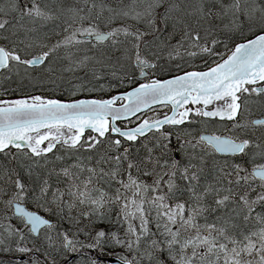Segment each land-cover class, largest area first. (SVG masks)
I'll return each mask as SVG.
<instances>
[{
	"label": "snow or ice",
	"instance_id": "1",
	"mask_svg": "<svg viewBox=\"0 0 264 264\" xmlns=\"http://www.w3.org/2000/svg\"><path fill=\"white\" fill-rule=\"evenodd\" d=\"M0 5H4L0 6V37L10 44V49L0 46V70L9 72L20 65L45 64L61 48L83 46L94 55L76 61L69 51L65 57L69 65L63 70L75 72L87 62L93 65V78L99 79L105 69L115 77L124 67V46L131 38L135 63L145 75V69L154 67L140 54L141 45L151 47L148 37L165 44L169 58L182 56L181 49L189 57H212L218 55L214 46L221 43L222 33L258 29L253 39L236 44L227 59L221 58L208 71L142 83L110 99L61 102L35 96L0 101L8 105L0 106V154H10L7 162L0 163V211L5 213L0 221L13 218L7 213L21 221L20 227L0 223V264H5V254L39 251L34 241L33 248L27 243L42 227L48 245L64 256L65 264H69L68 253L79 257L76 264H111L106 257L116 247L132 256L117 254L120 264H264V163L255 162L264 161V134L246 139L201 136L196 142L177 138L175 149L170 134L153 137L151 146L147 135L164 125L183 124L192 110L179 108L189 101L204 106L196 110L199 116L235 121L242 105L247 110L249 97H264L260 83L264 82V3L0 0ZM128 20L135 22L132 27ZM115 21L123 22L122 26L112 27ZM102 25L106 30H101ZM164 33L168 37L161 41ZM54 35L63 38L45 43ZM175 35L180 40L169 44ZM81 36L95 41V47ZM34 48L47 51L22 58V53ZM124 100L128 103L115 107ZM216 101L222 104L205 110ZM155 103H171L173 114L145 119L134 128L117 126V121ZM236 126L241 131L264 126V119L243 126L237 121ZM86 129L97 135L82 139ZM45 141L47 147L41 148ZM57 144L66 146L68 157H74L59 169L49 167L54 161L47 156ZM11 148L19 154L11 153ZM216 153L250 155L253 166L249 170L243 163L216 158ZM28 199L53 208L57 223L22 207ZM61 222L70 227L62 229ZM19 264L37 262L21 259Z\"/></svg>",
	"mask_w": 264,
	"mask_h": 264
},
{
	"label": "rangeland",
	"instance_id": "2",
	"mask_svg": "<svg viewBox=\"0 0 264 264\" xmlns=\"http://www.w3.org/2000/svg\"><path fill=\"white\" fill-rule=\"evenodd\" d=\"M114 27H118L119 22L115 21L113 22ZM127 25L130 26L131 22L128 20L127 21ZM258 32V31H257ZM63 38V37H62ZM61 38V39H62ZM79 39H81L79 37ZM83 40V39H81ZM131 40V39H130ZM180 40V38H175L173 40H168V43L171 45H175L177 43V41ZM132 41V40H131ZM45 43H47V41H45ZM95 43H92L93 47H95ZM107 43V42H105ZM132 44V43H131ZM0 46H3L2 44H0ZM133 49V48H132ZM143 46L140 49V53L144 51ZM70 50H77V49H72L70 47ZM167 50H169L167 48ZM78 51V50H77ZM84 52H89L88 47H86L85 50H83ZM132 56L131 58L134 59L135 58V51L134 49L132 50ZM181 54L182 56H177L175 54H173L174 56L169 58L168 52L167 54H165L166 57V63H162L160 66L157 67L156 72L160 73L163 72L164 76H158V78H163L165 77V75L168 73L170 65H174V64H170V62L174 59V58H179V59H187V61H193V63L197 64V65H204L202 64L204 62V60H206V58H215L217 57L219 54H221L222 51H220L218 53V55L216 56H212L209 57L208 55H203V56H195V57H189L187 55H183L184 50L181 49ZM90 53H94V52H90ZM39 55V54H37ZM149 60V59H147ZM62 67L66 68V65H62ZM49 70L54 68V69H59L60 67L56 66H51V65H47L44 67H39V68H34V69H29L26 66H23L22 71L27 73L28 76H32L33 78L26 81V82H21L19 83V85H14L13 82H10L8 80H12V74H14L15 70L17 69L16 67H13V70L11 72H9L8 70H3L0 72V99H4L7 101H15V100H19V99H30L31 97H35L36 96V92L38 90H43V89H47L50 90L52 88L55 89V93H61V92H67L68 94L66 95L68 98H72L75 99L77 96H82V95H88V94H97L100 93L98 96L99 98H104V89H105V82H101V78L99 79H95L93 78V80H91L90 82L87 81H77V79L75 78V74H73L70 71H66L68 72V74L63 73L62 74V79L65 78V81L63 82H58L55 78V80L58 82V84H55L54 82H50L49 78L45 79L42 77L41 73L42 72H46V70ZM64 68V69H65ZM131 69L128 70V73H132L134 75H136L138 73V69L134 68L132 65L130 67ZM91 70L92 67H90ZM155 69V68H154ZM154 69H151L149 72L151 73V76L156 77L155 76V72L153 71ZM29 70V71H28ZM61 73V69L58 70ZM53 76V75H52ZM84 75L81 74V77H83ZM112 76V75H111ZM42 78V79H41ZM59 78V77H58ZM60 79V78H59ZM43 82H40L42 81ZM72 82V83H71ZM25 83V84H24ZM17 84V82H16ZM37 84V85H36ZM40 84V85H38ZM64 84V85H63ZM53 86V87H51ZM34 89V90H33ZM54 91V90H53ZM254 96V95H253ZM222 104L221 101L216 102L215 105L211 106V109H214L217 105ZM208 109H210V107H208ZM169 109H166V107L164 106H159L156 107L148 112H146L142 117L143 119H145V117H156L161 113H164L165 111H168ZM169 112H165L164 115L168 114ZM264 117V97H256L254 96L252 99H249V104H248V108L247 110H245L244 108L241 109V111L237 114L235 121H240L241 124L240 125H250L251 121H253L255 118H262ZM216 118V117H215ZM220 123L221 126H218L216 129L210 131L212 133L215 134H219V133H224V130H230V127L232 128V130L229 132L230 137H239L240 139H244L245 135H241L238 132H236L237 130L239 132H241V130L238 127H235V121H230L227 119H220V118H216ZM198 122H209V119L207 117H202V116H197V117H193V116H189L185 119V122L183 124H180L178 126H173V127H169L166 128L164 131L161 132H157L154 134H149V142L152 141V137H160L161 133L168 135L170 134V136L175 137L176 139L179 138V140L183 141V140H190L193 142H196L199 140V135L201 133L200 129L203 128L201 127V123ZM203 125V124H202ZM128 126H132V124L129 123ZM233 128H236L235 131L233 132ZM245 130H247L251 136H248L249 138L253 137H257L261 136L262 134H264V126H256L255 128L249 126L247 128H245ZM143 138V137H142ZM82 139H87L82 138ZM178 142V141H177ZM48 142L46 143L47 146ZM56 150V151H55ZM54 151L56 152V155H50L48 156V158L52 161H54V164L49 165V167H53L55 166L57 169H59L60 166H62L65 162L67 163H71L73 162V158H69L67 155V151H66V146H58ZM136 150V147H133V151ZM208 151H210V149L208 148ZM14 154H19L18 152H15ZM83 154H87V152L83 153ZM56 156H62L65 159L64 160H60L57 161L55 160ZM242 156V155H241ZM3 159L8 158L5 162H7L10 159V154H5L3 156H1ZM248 157V159L246 160V163L249 166H253V161H252V157L249 156H242L241 158H245ZM2 162V163H5ZM256 163H264V161L257 159L255 161ZM27 182V181H26ZM149 195H151V193H149ZM26 206H28L29 208H34V209H53L51 207L48 206H40L38 205L34 200L28 199L26 201L23 202ZM41 214L44 215V213L42 211H39ZM5 215L4 212L0 211V216ZM7 215L12 216L13 218L9 221V220H3L0 221V223H3L5 225H8L9 223H11L12 225L16 226V227H20L21 226V221L14 217L12 215V213H7ZM70 226L68 225H64L62 226V229H68ZM44 230H42V232L40 233V235L37 238H29V241L27 243V246L29 248H33V241L35 242V245L37 248H39V251L37 255H40V257L43 259V261L45 263L48 262V260L51 259H55L56 260V264H61L62 262H60V260L62 258H64L63 255H58L56 253H54L51 249V247L48 245L44 235ZM121 234H123V230H121ZM79 239H83V237H79ZM112 251H122V252H126L127 254H129L125 249L123 248H119L116 247L114 249H112ZM32 252H29V255ZM50 254V255H49ZM70 253H68L69 255ZM62 257V258H60ZM34 258H38L34 257ZM79 260V257L75 258L74 260H72L71 262H69V264H76V261ZM42 262V264H45ZM6 264H8V262H6ZM12 264H19V261H12Z\"/></svg>",
	"mask_w": 264,
	"mask_h": 264
},
{
	"label": "trees",
	"instance_id": "3",
	"mask_svg": "<svg viewBox=\"0 0 264 264\" xmlns=\"http://www.w3.org/2000/svg\"><path fill=\"white\" fill-rule=\"evenodd\" d=\"M7 2V0H5V3ZM107 3H110V4H113L114 3V0H106ZM128 0H125V3H127ZM258 2H261V3H264V0H258ZM0 6H4V5H0ZM131 22V25L129 27H132L134 25V21L132 20H129ZM119 22V26H122V23L121 21H117ZM227 22V21H225ZM136 27H140L141 29H143V25H135ZM50 27V25H49ZM112 27H114V25L112 24ZM48 29L45 28L44 31H47ZM101 30H106L104 28V26L102 25L101 26ZM169 31H171V29H169ZM258 29L253 27L252 31L250 32L248 30L247 27H245L243 29V33H240V32H232V33H229V34H224L222 33L220 35V37H218L219 39H221V43L217 44L214 46V51L217 53H219L220 51L221 54H219L217 57L215 58H206V60H204V62L202 64L204 65H197L195 63H193V61H187V59H179V58H174L170 64H174V65H170V68H169V71L168 73L165 75V77L167 76H171V75H175V74H178V73H182V72H185V71H188L192 68H201V67H206V66H209L211 64H213L214 62H216L217 60H219L221 57H223L228 51L229 49H231L237 42H240V41H243L245 39H248L250 37L253 36L252 33L257 32ZM4 35H7V33H5ZM168 37V33H164V35L160 38L161 41H163L165 38ZM62 36H52L50 40L47 41V44L51 45V44H54L56 43L57 40L61 39ZM81 38V37H80ZM177 39V38H180L179 35H175V36H172L170 39L168 40H173V39ZM83 39V38H81ZM131 39V38H130ZM129 39V42L124 46V48L127 50L126 51V54L122 57V63L124 65L123 69L120 70L118 73H117V76H111V73L108 72L106 69L105 70H102V75H101V82H105V89H104V96L103 97H106V96H109L111 94H114L116 92H119V91H123V90H127L128 88H131L132 86L136 85L137 84V79H136V75L132 74L131 72L128 73V70L131 69V65L136 68L133 64V59L131 58L132 56V41ZM85 40V39H83ZM148 40L151 44V47L150 48H147V49H144L143 52H141V56L142 58L144 59H149L150 61H152L155 65L152 69H154L153 71L155 72V76L158 77V76H164L163 75V72H156V69L158 66H160L162 63H166V57H165V54H167V52H169V50H167V47L165 46V44L163 43H159V42H152V39L151 37H148ZM91 43H94L95 41H91L89 40ZM157 43H159V47H157ZM0 44H2L4 47H10V44H9V41L6 40V39H3L2 37H0ZM143 45H141L142 47ZM72 48V47H71ZM72 49H77V48H72ZM86 47H81L78 51L77 50H70L69 49H64V48H61L58 52V56H54V57H50L49 60H47L45 62V65H43L42 67L44 66H47V65H51V66H56L57 67H60L59 69H61V73L58 71L59 69H54L52 68L51 70H46V72H42L41 75L43 78L47 79L49 78V81L50 82H54L55 84H58V82H63L65 81V78L62 79V74L63 73H67L68 72H65L62 67V65H66L68 66L69 65V59L65 58L67 53L70 51L73 55L71 57L72 60H80V59H83L85 56H93L94 53H90L89 52H84L83 50H85ZM42 51H47V48H34V49H31L30 50V54H21L23 57H28L30 55H33V54H37V53H41ZM117 55H120V53H117ZM174 56V55H173ZM172 56V57H173ZM90 67H92L93 69V65L91 63H87L85 64V66L83 67H77L75 69V72L73 74H75V78L77 79V81H87V82H90L91 80H93V76H92V70L90 69ZM22 66H17V69L15 70L14 74H12V80H8L10 82H13L14 85H19V83L21 82H26L30 79H32L33 77L32 76H28L27 73L23 72L22 71ZM96 69L97 71H101L99 69V66L97 65L96 66ZM137 69V68H136ZM29 71V70H28ZM81 74H83L84 76L81 77ZM53 75V76H52ZM64 75V74H63ZM89 75V76H88ZM88 76V77H87ZM154 76V74H153ZM60 79H59V78ZM58 81H56L55 80ZM42 79V78H41ZM17 82V84H16ZM19 82V83H18ZM40 82H43L40 81ZM27 83V82H26ZM25 84V83H24ZM115 84V85H114ZM117 84V85H116ZM37 85V84H36ZM40 85V84H38ZM64 85V84H63ZM53 87V86H51ZM54 90V91H53ZM36 92V96H40L44 99H52V98H57V99H61V100H70L72 98H68L66 95L68 94L67 92H61V93H55V89L52 88L50 90H47V89H43V90H38V91H35ZM100 93H97V94H88V95H82V96H77L76 98H83V97H95V98H99V95ZM89 136H94V135H89ZM89 136H86V138H88ZM84 137V138H85ZM153 138V137H152ZM170 139H171V147L173 149L176 148L177 146V139L173 136H170ZM144 138H141V141H143ZM155 140L152 139V141L149 142L150 146H151V143H154ZM140 146V141L137 142V144L134 146L136 148H138ZM135 152V151H134ZM211 154V153H210ZM84 155H87V154H84ZM178 158V157H177ZM8 158L6 159H3L2 157H0V163L2 162H5ZM239 163H243L245 164L246 167L251 168V166H249L247 163H246V160H243V161H239ZM53 186H56V177L53 176L52 177V180H51ZM148 182L150 183L151 180L149 179ZM61 187H63V185H60ZM37 211H42L44 213V215L48 216L49 218L52 219V223L55 224L57 223V220H58V215L54 214V209H35ZM138 223V222H136ZM62 226L63 224L64 225H68L70 226L68 223L66 222H61ZM123 230V229H121ZM113 252V255H126L128 256L129 259L132 258L131 254H127L126 252H122V251H112ZM20 253H10V254H5L2 258L5 260V264L8 260H12L11 257H15L16 255H18ZM40 255H38V258H36V262L37 264H42L40 258H39ZM28 257H29V254H28ZM62 258V257H60ZM8 259V260H7ZM42 259V258H41ZM43 260V259H42ZM12 261H16L15 259L12 260ZM64 261V258H62L60 260V262Z\"/></svg>",
	"mask_w": 264,
	"mask_h": 264
},
{
	"label": "flooded vegetation",
	"instance_id": "4",
	"mask_svg": "<svg viewBox=\"0 0 264 264\" xmlns=\"http://www.w3.org/2000/svg\"><path fill=\"white\" fill-rule=\"evenodd\" d=\"M20 66H22L23 67V65H20ZM31 68V67H30ZM1 71H3V70H0V72ZM261 84H264V82H260ZM259 86V85H258ZM249 87H251V86H249ZM254 96H251V97H249V99H252ZM0 101H7V100H4V99H0ZM216 102H219V101H216ZM216 102H214V104H212V105H209L208 107H210V109H205V110H212L211 108V106H213V105H215V103ZM204 106L202 105V104H196V105H194V104H192L191 102H189L186 106H185V108L184 109H191L192 111L190 112V115L191 116H193V117H197V116H199V115H197L196 114V110L197 109H201V108H203ZM244 108V107H243ZM183 109V108H182ZM182 109H179V111H181L182 112ZM164 113H161V114H159L158 116H161V115H163ZM216 118H219V117H216ZM215 117H213L211 120H209V122H202L201 124H203L204 126H209V127H218V126H221V123L216 119ZM232 122V121H231ZM235 127H237L236 125H235ZM234 130H233V132L235 131V129L236 128H233ZM232 130V128L230 127V130H227V129H225L224 130V133H219L218 135H226V134H229V132ZM229 131V132H228ZM236 132H238L239 134H241V135H245V136H247V137H245L244 139H246V138H249L248 136H251V134L247 131V130H243V131H241V132H239L238 130L236 131ZM245 133V134H244ZM227 136H229V135H227ZM230 137V136H229ZM253 137V136H252ZM44 145V143L43 144H41L40 145V147L42 148V146ZM16 150L15 148H11V150ZM17 151V150H16ZM239 155H237V156H230V155H228V156H221V158L223 159V158H227V159H229V160H234V159H236V157H238Z\"/></svg>",
	"mask_w": 264,
	"mask_h": 264
},
{
	"label": "water",
	"instance_id": "5",
	"mask_svg": "<svg viewBox=\"0 0 264 264\" xmlns=\"http://www.w3.org/2000/svg\"><path fill=\"white\" fill-rule=\"evenodd\" d=\"M254 38V37H253ZM253 38H251V39H253ZM35 56H33V57H31V58H34ZM228 57V56H227ZM227 57H225L224 59H227ZM31 58H29V59H31ZM220 62H222V61H220ZM219 62V63H220ZM136 64V63H135ZM152 64V63H151ZM137 65V64H136ZM138 66V65H137ZM214 67V66H213ZM145 71V70H144ZM206 71H208V70H206ZM190 72H192V71H190ZM197 72H205V71H197ZM185 73H182V74H179V75H176V76H173V77H170V78H167V79H164V80H160V81H167V80H170V79H173V78H175V77H177V76H182V75H184ZM148 76V74L147 73H145V75H139L138 76V78L139 79H144L145 77H147ZM139 86V85H138ZM137 86V87H138ZM136 88V87H135ZM134 88H132V89H130L129 91H132ZM129 91H127V92H129ZM119 95V94H118ZM110 99V98H109ZM79 100H92V98H88V99H79ZM74 101H76V100H74ZM61 102H64V101H61ZM68 102H72V101H68ZM128 103V101L127 100H124V102L122 103V104H119V105H115V107H120L121 105H123V104H127ZM159 104H161V103H155V104H152V105H150L149 107H145V108H143L140 112H143V111H145V110H147V109H149L150 107H152V106H155V105H159ZM168 104H171V103H168ZM7 107V106H6ZM140 112H138V113H136L135 115H137V114H139ZM172 114H173V112H172ZM171 114V115H172ZM134 115V116H135ZM133 116H131L130 118H132ZM129 118V119H130ZM120 121V120H119ZM87 130V129H86ZM202 136H205V137H211V135H208V134H203ZM22 207H24L26 210H28L23 204H22ZM28 211H31V210H28ZM32 212H35V211H32ZM36 214H38L37 212H35ZM38 215H40V214H38ZM41 216V215H40ZM41 217H43V216H41ZM44 218V217H43ZM46 219V218H45ZM36 235V234H35ZM109 260H111V264H120V262H119V260H117L116 258H111V259H109Z\"/></svg>",
	"mask_w": 264,
	"mask_h": 264
},
{
	"label": "bare ground",
	"instance_id": "6",
	"mask_svg": "<svg viewBox=\"0 0 264 264\" xmlns=\"http://www.w3.org/2000/svg\"><path fill=\"white\" fill-rule=\"evenodd\" d=\"M29 54H30V53H29ZM108 72H109V71H108ZM88 76H89V75H88ZM88 76H87V77H88ZM159 81H160V79H159ZM71 83H72V82H71ZM114 85H115V84H114ZM116 85H117V84H116ZM33 90H34V89H33ZM65 93H66V92H65ZM244 134H245V133H244ZM11 258H12V257H11Z\"/></svg>",
	"mask_w": 264,
	"mask_h": 264
}]
</instances>
